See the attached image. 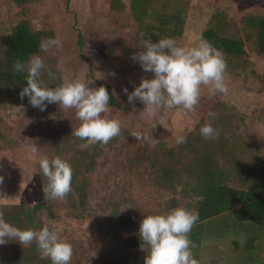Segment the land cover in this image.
<instances>
[{"label":"rangeland","instance_id":"1","mask_svg":"<svg viewBox=\"0 0 264 264\" xmlns=\"http://www.w3.org/2000/svg\"><path fill=\"white\" fill-rule=\"evenodd\" d=\"M121 1L123 7L115 9L110 0H0V51L2 35L19 20L33 30L52 31L63 43L47 53L39 47L47 66L41 78L50 87L77 78L91 80L90 87L109 84L115 104L105 115L121 121L120 135L106 145L82 147L85 141L71 135L80 125L74 108L50 103L41 111L27 96L0 91V206L49 204L56 217L40 209L35 218L58 228L72 244L70 264H145L146 252L131 249L140 221L147 212L194 208L197 197L187 164H197L201 156L212 155L218 181L236 188L246 189L264 174V54L257 49L256 27L246 20L264 15V0H152L143 19L157 33L152 41L168 36L191 45L213 27L220 35L242 39L246 53L224 54L227 94L209 96L202 86L194 111L163 108L151 117L143 102H129L124 92L154 74L132 58L147 39L136 33L131 0ZM48 69L55 80H49ZM205 122L217 129L215 138L200 134ZM136 130L154 138L155 146L131 135ZM177 134H185L187 143L177 145ZM33 144L38 153L32 152ZM41 154L61 156L76 178L87 182L84 203L72 187L64 199L45 198L48 179L37 163ZM168 193L174 198L163 201ZM113 216L123 221L113 223ZM192 252L200 264H264V221H239L231 210L223 212L205 223ZM0 258L51 264L41 258L35 241L10 240L0 245Z\"/></svg>","mask_w":264,"mask_h":264},{"label":"clouds","instance_id":"2","mask_svg":"<svg viewBox=\"0 0 264 264\" xmlns=\"http://www.w3.org/2000/svg\"><path fill=\"white\" fill-rule=\"evenodd\" d=\"M62 43L58 37H46L41 39L39 47L47 53L62 47ZM132 58L139 62L143 71H150L154 75L141 78L131 92L125 87L124 92L129 102H143V111L150 117L163 108L194 111L202 86L207 88L209 96L229 92L225 55L202 35L196 36L191 45L181 44L176 38L168 36L156 42L147 39L143 41L142 50L134 53ZM46 68L43 56L38 53L31 54L27 61L17 59L13 63L15 73H26L24 78L27 83L20 92L21 98L27 96L31 105L41 111L50 103L74 108L80 125L72 130L71 135L85 141L82 147L98 143L106 145L113 137L120 135L121 121L105 115L110 110V93L106 86L90 87L91 80L77 78L50 87L41 78ZM47 75L49 80H55V74L50 69ZM199 131L204 139H213L217 135V129L211 122H205ZM131 135L138 140H147L151 147L157 142L139 130L132 131ZM175 142L177 145L185 144L187 136L177 134ZM32 152H39L37 144L32 145ZM37 163L40 173L48 179L43 189L45 198L64 199L72 187L71 164L59 155L49 157L47 154L38 155ZM3 181L4 176L0 174V184ZM173 198V194L168 193L162 199L168 201ZM175 198L180 197L177 195ZM198 219V209H189L184 205L161 213L147 212L138 229L142 241L140 247L146 252L145 264H200L193 255V242L189 237ZM10 240L22 244L35 241L41 258H49L51 264H70L72 259V244L61 237L58 228L49 227L48 224L39 229L20 228L5 220L4 212L0 210V245Z\"/></svg>","mask_w":264,"mask_h":264},{"label":"trees","instance_id":"3","mask_svg":"<svg viewBox=\"0 0 264 264\" xmlns=\"http://www.w3.org/2000/svg\"><path fill=\"white\" fill-rule=\"evenodd\" d=\"M131 2V8L137 19L136 33L146 39H150L151 36L156 39L157 33L153 34L152 26L149 23H143L147 8L152 0H131ZM110 4L115 9L123 7L121 0H110ZM175 16V20L179 21L180 15L175 14ZM246 20L256 27L257 49L264 54V15L248 16ZM160 29L162 30V27ZM174 32L176 33V30ZM200 35L226 55L240 56L246 53L245 43L242 39L220 35L213 27L205 28ZM46 37H52V31L33 30L29 23L23 19L19 20L9 33L2 35L0 91L20 95L21 90L27 83L24 78L26 73H15L13 63L17 59L22 62L27 61L31 54L38 52L41 39ZM104 86L108 88L110 93L109 104H115L110 85L104 84ZM72 169V188L76 192L79 201L84 203L87 198V182L78 180L76 170ZM187 169L194 179L193 191L197 197L194 209L199 211V219L189 233L193 243L199 244L200 237L204 233V225L209 219L229 210L239 221H264V174L257 179H253L246 189H240L218 181V167L215 164L214 157L210 154L201 156L197 164H187ZM40 209H46L51 218L56 217L49 204L38 203L28 208L21 204L0 206V210L4 212L5 220L18 227L24 226V228L42 227L41 222L35 218L36 212ZM117 220L123 221V219L120 220L117 216H113V223H116ZM141 242L137 230L131 240V249L139 248ZM127 245L129 247L128 243ZM0 264L20 263L9 258H0Z\"/></svg>","mask_w":264,"mask_h":264}]
</instances>
